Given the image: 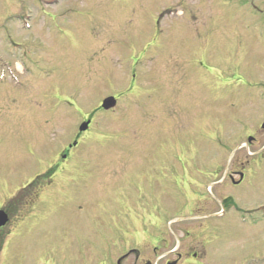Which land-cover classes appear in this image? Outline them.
I'll list each match as a JSON object with an SVG mask.
<instances>
[{
    "label": "rangeland",
    "instance_id": "rangeland-1",
    "mask_svg": "<svg viewBox=\"0 0 264 264\" xmlns=\"http://www.w3.org/2000/svg\"><path fill=\"white\" fill-rule=\"evenodd\" d=\"M6 34L33 50L45 70L42 107L63 120L48 121L40 151L30 142L34 102L26 119L0 112V205L25 195L37 176L64 177L46 171L81 125L68 103L77 93L81 114L95 109L88 137L70 153L80 166L79 177L71 170L73 197H46L29 216L48 256L57 264H113L153 242L141 232L156 236L149 224L176 236L170 224H181L195 232L193 251L205 244L204 264H264V224H252L264 218V173L253 159L259 173L232 189L219 172L229 158L249 156L245 137L264 126V0H0V54L12 57L18 48L2 41ZM133 83L138 89L113 114L99 111L102 98ZM8 85L0 81V94L15 100ZM258 134L250 153L263 152ZM154 173L159 197L148 209L139 185ZM228 197L250 213L228 222ZM199 224L214 228L210 239Z\"/></svg>",
    "mask_w": 264,
    "mask_h": 264
},
{
    "label": "flooded vegetation",
    "instance_id": "flooded-vegetation-1",
    "mask_svg": "<svg viewBox=\"0 0 264 264\" xmlns=\"http://www.w3.org/2000/svg\"><path fill=\"white\" fill-rule=\"evenodd\" d=\"M6 35V39H2V41L5 42L8 46H11L10 48H18V50L11 51L12 57H7L6 55L0 54V75L1 73L3 75L0 78V81L6 85L9 84V88L15 90L16 94L15 100L11 99L9 101V99L6 98L8 94L2 91V93L0 94V112L4 116V120L5 117H7V114L14 110L15 111L13 113V117H16L18 115L20 118L26 119L28 115H30L29 106L33 104L32 102H34V106L39 108L38 110L35 109L34 116L29 118V122L31 125L30 135L34 138L35 141L30 142L35 143L36 148L42 151V146H40V144L45 138L44 136H46L44 132L45 126L50 121L52 123L62 122L63 115L58 110H50V112H48L46 108L42 107V104L46 103L48 99L46 90L42 86V80L45 77V70L44 67L39 66L40 63H37V61L34 59V55L32 57L31 52H33V50L31 52H27V46L16 44L17 40L12 38L9 34ZM4 60L6 61L3 62ZM5 63H7L8 65ZM136 89H138V85L135 86L133 83L127 92L108 95L107 97H113L115 99V108L109 111H102L101 109H99V111L105 114H113L118 109L119 103L122 102L124 97H132L131 94H133ZM30 90H32V93L29 92ZM77 95V93L74 94L75 99L69 101L68 105L74 108L79 113V121L75 125L76 128L79 124L89 121L90 124L88 126V129L83 133H77L76 131L73 132L72 136H70L72 137V141L66 144V146L63 147L56 156L50 158V161L52 162L51 165H49L48 170L46 171H50L52 173V177L55 175H57L58 177L60 175H64V177L62 179L58 178L57 180L49 179V182H47L43 179L42 181L39 180L37 176L27 185L26 188H24V190L26 189L25 192L27 191L25 195H20L18 197L14 196L4 204L0 205V211H2L7 218V223L0 226V264H57L60 262L57 259L56 254H53L51 256L47 255L46 243L42 241L35 242L36 238L33 237L34 228L32 225H30L31 218L29 216L32 215L31 213L33 206L35 204L38 206V204L41 203V201L46 197L53 203H57L58 201L63 199L64 196H69V194L73 197L72 192L73 194L75 192L74 189L72 192L68 189V186L73 181L72 177L74 176L71 173V170L75 172L77 171L75 174L79 177L80 174L78 173V169L80 168V166L79 162H74L77 156H71L70 153L72 150L76 149L79 146L84 137H88V133L90 132V129L96 120L95 109L87 112V114H81V111L78 110L79 99ZM103 99L104 98L101 99L99 106L101 105ZM58 100L63 101L62 99ZM168 100H170L169 97ZM7 103V106L12 105L13 108L9 110H2L3 106H6ZM15 120L16 118L13 119V121ZM6 121L7 124L5 123V121L1 124V128H3L4 130H6V126L10 127L12 124V120H9L7 118ZM259 131L264 132V126H262V128L260 126L259 130L255 126L254 131H249V134H247V136L245 137V148L249 156H233L229 158L227 164H225L223 168H221V166L219 167V172L221 173L223 171L224 173L222 184L226 188L230 187L232 189H239L248 182V177L250 175L253 176L259 173L252 171L250 168V166L253 165L251 164V161L253 159L256 160L258 168L261 169L262 174L264 173V145L261 146V150H263V152L257 151L250 153L249 151L250 147H253L256 144H260V140L257 139V136L260 135L258 134ZM249 138L252 139L250 140V142L248 141ZM43 158L44 157L42 155L41 159ZM258 160L261 162H259ZM159 163L160 162L157 161L155 164L158 165ZM164 164L165 163H163V165ZM157 165L155 166L157 167ZM219 165H222V162ZM77 166L79 167L76 168ZM156 172H158V170ZM156 175L157 174H155L151 177V179L148 180L149 186H147V184V187L133 183L134 186L139 185V189H143V191L146 193L147 196L145 199L148 209L154 208V206H157L158 203L157 199L159 197V194L157 193L158 189L156 188V181L158 180V178H156ZM223 204L229 206L227 207L228 211H231L233 209L231 211L232 214H230V219L228 220V222L230 223L236 221L237 215L250 213V211L242 210L243 208L239 207L231 197L226 198ZM226 206L224 208H226ZM39 208L40 215H43L44 212H42L41 206H39ZM224 213L225 212L221 213L222 216L225 215ZM252 224H264V218H260L254 221ZM170 225L178 226L177 231L180 236H176L175 233H168V229L165 230L162 228V230L160 231L161 224H149L148 227H150V229H153V231L156 230V236H149L148 233L150 232H148L147 230L142 229L141 232L142 235L147 233L146 241L152 238L153 242L146 245L144 248L142 247L139 249H128L124 253L120 254V256L116 257L112 263L204 264V261L207 259V255L204 250L205 244H199L198 249L196 251H193V249L197 248L196 245H198V243L195 241V232L193 233L190 230H184L183 227L180 226L181 224ZM206 225L199 224L196 228L200 229L203 235L210 239L215 230L213 227H205ZM204 229L205 231H202ZM211 229H213V231ZM132 233H136L137 235L138 230H134ZM168 234H170L171 236H168ZM31 240H33V244ZM85 260L86 259H84V261ZM99 264L105 263L102 261Z\"/></svg>",
    "mask_w": 264,
    "mask_h": 264
},
{
    "label": "water",
    "instance_id": "water-1",
    "mask_svg": "<svg viewBox=\"0 0 264 264\" xmlns=\"http://www.w3.org/2000/svg\"><path fill=\"white\" fill-rule=\"evenodd\" d=\"M115 106V100L113 98H107L102 102L101 107L104 110H109L111 108H113ZM89 122L83 123L80 127H79V132H84L87 129ZM250 138L248 139V141L250 142ZM7 219L5 217V215L3 214V212H0V226L6 224Z\"/></svg>",
    "mask_w": 264,
    "mask_h": 264
}]
</instances>
